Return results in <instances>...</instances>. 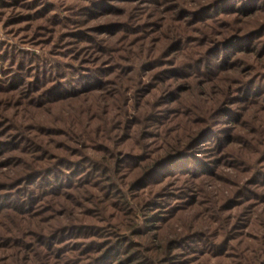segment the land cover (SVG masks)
Masks as SVG:
<instances>
[{
  "label": "rangeland",
  "instance_id": "1",
  "mask_svg": "<svg viewBox=\"0 0 264 264\" xmlns=\"http://www.w3.org/2000/svg\"><path fill=\"white\" fill-rule=\"evenodd\" d=\"M0 264H264V0H0Z\"/></svg>",
  "mask_w": 264,
  "mask_h": 264
}]
</instances>
